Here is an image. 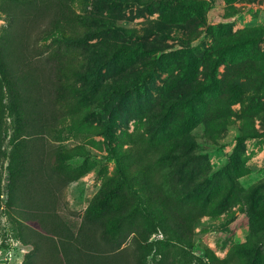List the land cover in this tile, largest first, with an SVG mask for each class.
<instances>
[{"label": "rangeland", "instance_id": "rangeland-1", "mask_svg": "<svg viewBox=\"0 0 264 264\" xmlns=\"http://www.w3.org/2000/svg\"><path fill=\"white\" fill-rule=\"evenodd\" d=\"M39 1L34 7L33 0H21L13 22L0 7V37L4 39L8 30L15 33L21 44L14 56L17 68L27 74L26 80L33 76L41 103L55 110V118L48 117L52 129L37 138L47 151L40 159L46 161L45 172L60 175L54 182L58 184L61 225L78 230L93 197L117 174L113 151L135 143L165 145L173 139L168 137L171 130L190 122L198 142L194 154L201 155L193 169L204 168L205 176L209 169L208 179L203 181L215 190L217 200L207 204L204 196L200 199L206 202L207 211L192 234L189 261L177 252V240L168 241L162 231L152 239L168 242L160 244L158 255L154 252L149 260L264 264V230L254 231L264 229V0H198L201 3L189 9L165 0ZM58 1L80 17L66 33L67 39H61L60 32L49 24L48 16L55 14ZM164 8L173 14L168 15L165 37L157 24ZM199 10L203 20L198 18ZM171 16L187 18L172 22ZM141 43L147 49L153 44L174 48L170 50L185 46L199 58V64L189 66L187 52L171 54L152 81V74L147 77L153 67L152 55L138 57L141 50H131ZM189 68L196 69L192 84L185 75ZM144 81L151 87L148 93L143 90ZM120 86L128 94L115 95L112 89L121 90ZM158 87L163 88L162 93ZM57 90L59 95L51 96ZM187 97L190 99L185 101ZM162 117L165 125H160ZM5 122L0 232L11 225L15 228L13 215L27 224L30 238L39 246L32 252L33 264H65L58 236L49 235L39 222L28 219L36 212L29 193L21 195L16 206L6 205L16 122L10 115ZM206 131L208 139L203 137ZM227 167L234 182L223 171ZM130 170L136 172L135 167ZM45 172L25 177L21 190L29 189L33 182L41 189L46 185ZM177 189L182 192L181 185ZM131 246L129 238L122 246L127 248L125 255Z\"/></svg>", "mask_w": 264, "mask_h": 264}, {"label": "trees", "instance_id": "trees-1", "mask_svg": "<svg viewBox=\"0 0 264 264\" xmlns=\"http://www.w3.org/2000/svg\"><path fill=\"white\" fill-rule=\"evenodd\" d=\"M165 1L184 9L195 8L196 2L197 4L200 2L198 0H185L187 3L181 0ZM39 2V0H33L34 7H38ZM20 4H22L21 0H1V11L7 14L10 22L16 16ZM175 9L172 8L174 11ZM54 10L55 14L48 16L50 27H55L60 32L61 39H67L66 33L70 31L72 23L80 17L73 16L75 13L73 9L63 2H56ZM199 13L198 18L203 20L204 15L201 10ZM168 15H173L170 8L169 11L164 8L160 20L157 21L163 37L168 28L166 22L170 20ZM177 17L183 20L187 18V16H171L172 22L179 20ZM14 34L12 30H8L4 34V39L0 37V165L6 155L3 149V137L5 133L7 134L5 118L10 115L16 122L9 155L10 181L6 205L9 208L16 206L21 195L29 193L31 207L36 209V212H33L28 219L39 222L38 226L41 225L49 235L58 236L65 264H164L161 260L151 262L149 258L154 252L157 254L160 244H167L166 242L171 240H177L178 245H174L178 248L177 252L189 261L192 255L190 250L192 234L196 224L206 214V202L215 204L217 200L215 190H211L203 181L208 179L209 169L206 168V176L204 168L201 171L193 169L194 162L201 158L200 154H194L198 143L197 137L192 135L191 129L194 126L189 122L183 124L180 130L174 128L168 136L169 139L173 137L172 141L166 142L165 145L153 147L135 143L124 150H116V153L113 151L118 165L117 174L110 178L93 197L77 231L66 225L63 227L57 212L58 191L56 188L58 184L54 182L60 175L45 172L46 161L40 159L46 157L47 151L41 145V138H37L43 135L46 129H52L48 117L52 115L51 118L54 119L55 110L49 109L48 104L41 103L39 90H35L38 84L34 80L32 83L33 76L30 75L26 80L27 74H21L17 68L14 56L20 52L16 47L21 44ZM236 41L239 42V40ZM138 45L139 47L131 48L132 52L141 50L138 57L152 55L153 67L147 75L148 77L152 74V81L155 79L154 72L157 69L161 70L164 59L169 61L171 54L178 56L187 52L190 55L188 65L199 64V58L185 46L170 50L174 48L168 45L153 44L151 49H147L143 43ZM55 59L61 61L59 58L55 57ZM177 65L182 68L181 64ZM195 70V68H189L185 73L186 77L191 80V84L194 82L193 72ZM47 85L50 90L48 83ZM120 89L112 90H115V95L118 97L125 93L128 94V90L125 91L121 86ZM158 89L161 93L163 92V88L158 87ZM143 90L148 93L151 87L145 82ZM141 91L136 89L137 93ZM52 94L51 96H58V90ZM188 99L190 98L187 97L185 101ZM161 119L160 125H165L166 119L163 117ZM208 136L209 132L206 131L203 137L208 139ZM131 167L136 168L133 174H131ZM223 171L234 182L232 177L235 176L230 169L227 167ZM44 172L46 185L41 189L38 187V182H33L29 185V189L23 190L22 188L21 190V186H24L21 183L25 177H32L36 173L43 176ZM2 179L0 169V192ZM180 185L181 193L177 189ZM202 196L206 202L200 200ZM26 210L25 208L19 212ZM11 220L16 224L15 228L13 225L10 226L13 236L25 245L31 246L22 264H33L32 252L39 246L30 238L31 232L29 234L26 223L13 215ZM263 230L260 228L254 231L258 234ZM159 231L168 237V241L152 239V236ZM129 238L132 239V250L126 253L129 255L126 257L127 248L122 249V246Z\"/></svg>", "mask_w": 264, "mask_h": 264}, {"label": "built area", "instance_id": "built-area-1", "mask_svg": "<svg viewBox=\"0 0 264 264\" xmlns=\"http://www.w3.org/2000/svg\"><path fill=\"white\" fill-rule=\"evenodd\" d=\"M29 246L20 239L13 236L10 228L0 232V263L1 264H22Z\"/></svg>", "mask_w": 264, "mask_h": 264}]
</instances>
